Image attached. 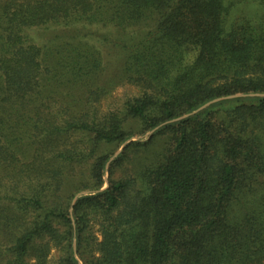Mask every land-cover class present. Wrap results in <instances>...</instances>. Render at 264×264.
<instances>
[{"label": "trees", "instance_id": "obj_1", "mask_svg": "<svg viewBox=\"0 0 264 264\" xmlns=\"http://www.w3.org/2000/svg\"><path fill=\"white\" fill-rule=\"evenodd\" d=\"M0 264H264V0H0Z\"/></svg>", "mask_w": 264, "mask_h": 264}, {"label": "rangeland", "instance_id": "obj_2", "mask_svg": "<svg viewBox=\"0 0 264 264\" xmlns=\"http://www.w3.org/2000/svg\"><path fill=\"white\" fill-rule=\"evenodd\" d=\"M92 31H97L99 33L107 31L108 28H90ZM49 30V31H48ZM52 29H44V27H32L27 28L24 30V33L29 37V39L39 45H42L46 38L49 37L51 34L50 31ZM139 93V90L137 87L125 84L121 86H116L110 94L103 99L99 103V107H101L102 110H107L113 107H117L121 105V103L125 100L126 97L134 96ZM227 106V105H224Z\"/></svg>", "mask_w": 264, "mask_h": 264}]
</instances>
